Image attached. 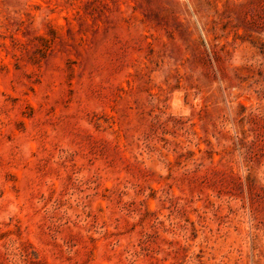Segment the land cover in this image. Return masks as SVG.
I'll use <instances>...</instances> for the list:
<instances>
[{"label": "rangeland", "instance_id": "374dc122", "mask_svg": "<svg viewBox=\"0 0 264 264\" xmlns=\"http://www.w3.org/2000/svg\"><path fill=\"white\" fill-rule=\"evenodd\" d=\"M0 264H264V0H0Z\"/></svg>", "mask_w": 264, "mask_h": 264}]
</instances>
